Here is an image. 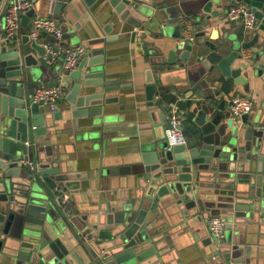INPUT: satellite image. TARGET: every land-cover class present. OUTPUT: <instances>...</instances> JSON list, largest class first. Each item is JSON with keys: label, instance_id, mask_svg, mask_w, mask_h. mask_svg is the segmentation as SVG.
<instances>
[{"label": "water", "instance_id": "obj_1", "mask_svg": "<svg viewBox=\"0 0 264 264\" xmlns=\"http://www.w3.org/2000/svg\"><path fill=\"white\" fill-rule=\"evenodd\" d=\"M10 1L0 0L2 15ZM176 2L165 6L154 0H109L120 15L117 22L123 36L134 31L142 40L143 34L175 37L169 62L177 63L175 53L181 49L183 66L194 56L199 64L195 80L219 69L236 83L247 84L244 75L252 64L253 74L264 78V0ZM237 4L248 5L258 25L252 30L243 26L238 34L225 32L214 43L213 19L222 21L229 6ZM55 6L60 13L62 4ZM188 14L193 16L192 27L182 23L180 31L168 25L170 19L183 20ZM34 15L35 9L30 8L21 24ZM2 19L5 27V16ZM191 28L197 31L188 35ZM120 36L91 35L83 43L85 52L76 67L64 75L63 65L57 72L71 85L68 100L73 110L65 121L78 140L99 154L111 135L107 125L117 120L112 105L118 87L111 81L110 67L111 44ZM255 47L259 48L252 57L239 64L244 50ZM45 54L43 43L26 35L11 39L4 30L0 39V264H183L171 246L173 211L184 218L224 215V242L217 246L211 239L205 245L211 247L210 264H264L249 238L264 226V124L259 115L251 110L234 118L230 109L213 114L214 108L207 104L197 119L199 131L185 132L186 143L170 148L165 139L139 153L133 167L113 169V173L135 176V199L78 215L62 200L61 191L68 194L70 181L79 175L60 160L57 150H49L47 132L55 123L34 101L37 87L51 75L49 67L54 64ZM146 73L152 83L147 87L149 105L155 108L153 96L162 92L155 81L159 84L163 73ZM205 84L200 81L194 91ZM223 105L220 110H225ZM54 117L62 119V114ZM161 200L164 209L159 207L164 205Z\"/></svg>", "mask_w": 264, "mask_h": 264}, {"label": "crops", "instance_id": "obj_2", "mask_svg": "<svg viewBox=\"0 0 264 264\" xmlns=\"http://www.w3.org/2000/svg\"><path fill=\"white\" fill-rule=\"evenodd\" d=\"M154 1L168 6L177 3L178 0ZM57 3L62 4L60 13L56 12ZM31 8L35 9V15L29 18L25 25L21 24L19 40L24 35L29 37L35 17H46L51 14L60 20L65 30L62 40L65 47L83 45L91 35L113 34L117 37L121 35L111 44L114 57L110 67L111 81L118 87L117 101L112 106L117 120L107 125L106 129L111 135L108 137L107 146L100 154L91 149L87 143L78 140L75 136L76 131L72 130L71 124L65 121L71 118L73 109L68 100L71 85L65 83L62 80L64 76H59L57 73L65 65L64 54H61L49 67L51 75L42 84L52 86L63 83L65 86V93L58 101V110L52 112L44 107L49 119L54 120L55 123L54 127L48 130L46 139L52 143L49 150L51 152L57 150L60 160L79 175L78 178L70 181L72 189L68 194L61 191L62 195L68 196L67 204L78 215L99 212L101 206L112 205L119 200L127 203L135 199V191L138 189L133 183L135 176L131 173L112 171L122 167H133L139 153L145 151L149 145L165 140L164 130L169 124L171 108L177 109L178 116L183 119L185 132L195 134L200 129L197 119L204 112L207 104L214 108L213 114H225L229 111L231 99L237 96L247 97L253 102L252 115H259L264 124V78L253 74L254 64L251 65L249 74L242 73L248 79L247 84L236 83L233 77L223 75L219 69L213 74H205L201 80H195L199 64L196 63L194 56L187 66H183L186 62L180 60V55L184 52L181 49L175 53L177 63L169 62L172 47L175 45L174 42H177L175 37L168 35L158 38L154 34H143L142 40L134 31L131 36H123L120 32L121 25L119 26L117 22L120 15L116 13L109 0H96L93 3L85 0H35ZM2 17L4 15L0 12V39L3 40ZM192 18L193 16L188 14L183 20L170 19L168 25L179 28L183 23L192 27ZM191 29L193 30H189L188 35H193L197 31L195 28ZM109 31L111 33L108 34ZM242 31L243 25L239 21L228 20L226 12L222 21L213 19L210 38L217 43L225 32L238 34ZM37 41L54 42V37L41 35ZM258 48L244 50L243 60H240L239 64L249 60ZM33 53L36 54V51ZM236 67L237 62L231 66L233 69ZM147 70H152L155 76L163 73L159 77L160 83L155 81V84L162 89L160 94L153 96L155 108L149 105L147 96V87L152 84L147 82ZM65 74H67L66 70ZM203 79L208 85L205 84L194 91L200 81H204ZM221 102L224 103L225 110L219 109ZM54 113L62 114V119H55ZM211 117V114L208 115L207 121ZM159 202L164 204L162 200ZM165 206V204L159 205L161 209ZM171 215L170 219L174 221L170 228L171 246L175 248L179 260L183 264H210L211 247L207 248L205 245L212 239L208 230V221L213 215L201 219L184 218L180 212L175 211ZM219 215L224 218L222 213ZM249 238L251 242L255 241L251 249L264 261V226L256 234L251 232Z\"/></svg>", "mask_w": 264, "mask_h": 264}, {"label": "built area", "instance_id": "obj_3", "mask_svg": "<svg viewBox=\"0 0 264 264\" xmlns=\"http://www.w3.org/2000/svg\"><path fill=\"white\" fill-rule=\"evenodd\" d=\"M31 6V0H11L8 2L4 11L6 37L19 39L21 17ZM227 18L230 21H239L248 30H252L258 25L254 12L246 4L231 6L227 12ZM41 35H51L54 37V42L43 43L46 49L45 57H50L54 62L61 54H64V69L67 72L72 71L76 67L81 55L85 52V47L83 45L74 47H65L63 45L62 40L65 36V30L62 28L60 20L53 14L46 17L37 16L34 18L29 37L37 41ZM64 93L65 86L63 83L52 86L41 85L35 91L34 101L54 112L58 110V101L63 97ZM229 109L234 118H238L241 114L248 113L253 109V102L247 97L237 96L229 102ZM164 134L170 148L175 145L184 144L187 141L183 119L178 116L177 109L175 108H171L170 110L169 124L165 127ZM62 200L68 202V196L63 195ZM208 230L213 241L216 242L217 246H220L225 239L227 222L222 216L213 215L208 221Z\"/></svg>", "mask_w": 264, "mask_h": 264}]
</instances>
